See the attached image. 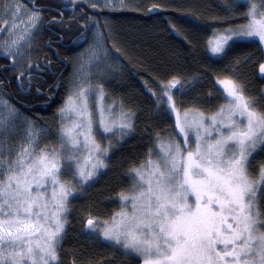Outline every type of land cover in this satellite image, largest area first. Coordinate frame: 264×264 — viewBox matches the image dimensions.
<instances>
[{
    "label": "snow or ice",
    "instance_id": "1",
    "mask_svg": "<svg viewBox=\"0 0 264 264\" xmlns=\"http://www.w3.org/2000/svg\"><path fill=\"white\" fill-rule=\"evenodd\" d=\"M31 2L29 7L23 0H0V33H6L0 55L10 60L21 87L25 81L31 85L33 70H41L31 50L43 10ZM78 2L71 0L73 8ZM83 3L101 10L126 6L124 0ZM214 19L227 26L213 29L208 51L226 60L235 48H255L264 79V0H224V15ZM88 20L96 30L68 82L54 145H42L43 130L0 100V264H66L62 242L70 198L108 168L113 139L119 143L135 129L134 111L121 102L117 112L106 101L100 78L114 66L106 63L109 50L99 21ZM185 22L203 27L198 17ZM216 84L225 102L207 113L177 106L175 94L185 90L178 75L159 81V94L148 89L158 108L175 115L173 134L157 132L145 159L128 170L129 186L117 194L119 211L106 219L89 215L84 222L86 236L111 247L125 264L129 258L137 264H264V89L259 96L249 93L239 59ZM21 122L25 135L14 148L11 138Z\"/></svg>",
    "mask_w": 264,
    "mask_h": 264
},
{
    "label": "trees",
    "instance_id": "2",
    "mask_svg": "<svg viewBox=\"0 0 264 264\" xmlns=\"http://www.w3.org/2000/svg\"><path fill=\"white\" fill-rule=\"evenodd\" d=\"M23 1L32 5L31 0ZM35 4L43 10V23L33 41L31 58L40 63L41 70H33L31 85L25 81L21 87L10 60L0 55V81H4L0 93L22 114L46 125L55 144L59 109L69 94L68 82L73 77L78 51L95 26L88 17L99 21L107 47L122 69L104 83L106 96L112 103L122 102L125 110L135 112V129L123 141H113L106 160L108 168L91 186L86 185L75 199H70L69 225L62 247L66 264L73 257L77 264H88L90 260L109 264L113 259L116 264H125L118 253L113 256L111 247L86 236L84 222L89 215L106 219L119 211L117 194L129 186L128 170L145 159L157 132L173 134L171 113L157 107L148 89L159 94L158 82L178 75L185 82L184 92L175 94L178 107L215 111L225 102L216 79L229 75L237 59L249 93L259 96L264 89V79L258 74L261 53L252 47H239L223 60L208 51L213 29L227 26L214 19L224 15V0H131L130 7L122 11L92 9L83 2L73 8L71 0H35ZM2 15L0 11V18ZM196 17L203 27L194 28L185 22ZM61 18L63 23L59 22ZM54 19L56 22H52ZM85 23L89 24L87 30ZM172 24L179 29V35ZM249 56L254 58L252 63L243 66ZM126 264L137 261L129 258Z\"/></svg>",
    "mask_w": 264,
    "mask_h": 264
},
{
    "label": "rangeland",
    "instance_id": "3",
    "mask_svg": "<svg viewBox=\"0 0 264 264\" xmlns=\"http://www.w3.org/2000/svg\"><path fill=\"white\" fill-rule=\"evenodd\" d=\"M80 2H83V0H80ZM94 2H96L97 4H102V0H94ZM117 2H118V0H117ZM124 2H125V5H126L124 8H118L117 10H114V11L127 10L130 7L131 0H124ZM23 3L27 4L29 7H32V5L30 6L25 1H23ZM0 27H4V26L1 25ZM23 28H24V24L23 23H20L19 30L22 31ZM95 30H96V26H94V29H93L92 33L90 34V36L88 38L85 37L83 39L82 46L80 47V49L78 51V54H77V62H76L75 68L80 63V59H79L80 53L85 52V50L88 48L89 44L92 43L91 37H92V34L95 32ZM100 30L102 31L101 28H100ZM5 36H6V33H0V39L5 38ZM104 37H105V35H104ZM85 40H87V43L85 42ZM105 45L107 47L106 40H105ZM107 49H108V47H107ZM1 56H3V55H1ZM84 59L86 60L87 57L85 56ZM106 63L113 65L114 66V70H108L107 73H106V75H104L103 77L100 78V82H102V83H105L106 81L114 78L122 70L119 61H117V59L113 56V54L110 51H109V56H108V59H107V62ZM74 72H75V69H74ZM74 72H73V74H74ZM95 82H96V78H93V83H95ZM173 91L175 92V90H173ZM0 100H7L10 104H12L9 101V99L5 95H3L2 93H0ZM106 101H107V103L112 104V102L107 99V96H106ZM64 103H63V105H64ZM119 109H120V105L115 103V111L118 112ZM23 116L26 117V118H28V119H30L32 122H34L35 125H36V127H37V129L43 130L42 131V134H41V144L42 145H44V144L54 145V143H52V140H51V136H52L51 135V132H50L49 128L46 125L42 124L36 118L29 117L28 115H25V114H23ZM171 116L173 117V120H175V115L173 113H171ZM59 124H60V116L58 115V119H57V132H58ZM24 135H25V133H24V125H23V122H21L20 127H19L17 133L11 138L14 148L21 141V139H23ZM130 135L125 136L123 138V140L126 139V138H128ZM56 138H57V136H56ZM174 138L179 139V137H174ZM123 140H121V141H123ZM113 141H114V143H116V140L115 139H113ZM103 143L104 144H107V141L105 140V141H103ZM154 151H155V149H154ZM104 170L105 169H102L101 172L104 171Z\"/></svg>",
    "mask_w": 264,
    "mask_h": 264
}]
</instances>
